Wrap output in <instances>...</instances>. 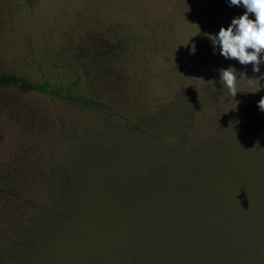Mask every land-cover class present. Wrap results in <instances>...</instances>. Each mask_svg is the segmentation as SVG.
I'll list each match as a JSON object with an SVG mask.
<instances>
[{"label": "trees", "instance_id": "trees-1", "mask_svg": "<svg viewBox=\"0 0 264 264\" xmlns=\"http://www.w3.org/2000/svg\"><path fill=\"white\" fill-rule=\"evenodd\" d=\"M125 32L129 42L141 41ZM161 47L133 49L149 65ZM35 48L25 73H0V88H13L22 121L29 123L32 111L19 99L30 92L37 102L102 112L90 126L120 130L89 135L83 146L74 138L69 155L51 141L37 165L26 161L25 145L0 146V264H264L263 87L242 104L239 125L203 138L197 154L177 129L176 113L168 122L158 112H123L88 83L79 58L58 45ZM6 94L0 92V137L7 135L2 121L14 114ZM169 149L182 152L169 158ZM34 217L37 229L28 231Z\"/></svg>", "mask_w": 264, "mask_h": 264}, {"label": "rangeland", "instance_id": "rangeland-1", "mask_svg": "<svg viewBox=\"0 0 264 264\" xmlns=\"http://www.w3.org/2000/svg\"><path fill=\"white\" fill-rule=\"evenodd\" d=\"M243 11L228 6L226 0H30L27 5L22 0H0V73L23 74L32 63L35 46L52 49L58 45L67 56L79 58L86 80L105 102L114 101L123 106V112L137 117L158 112L168 121L176 113L177 129L189 136L199 154L211 133L221 137L230 126L239 125L244 115L242 104L264 88V63L259 72H253L251 63L241 65L235 59H225L218 49L213 54L208 38ZM125 28L140 34L141 41L129 42ZM130 44L132 48H128ZM147 45L162 46L154 51L158 55H152L154 61L149 65L143 64L133 49ZM22 55L28 56V61ZM229 65L239 75L235 96L219 80L220 70ZM2 91L12 101L14 114L2 121L7 135L0 137V146L9 144L15 151L17 142L25 145L30 150L28 164L37 165V156L43 159L50 154L51 141H57L61 152L63 149L69 155L68 145L74 138L83 146L79 142L87 141L89 135L120 130L102 122L90 126L101 121L102 112L86 115L48 99L37 102L30 92L19 99L32 111L25 123L23 110L13 111L17 106L13 88L2 86ZM125 102L135 107L126 109ZM42 113L53 122H45ZM16 132L19 134L8 140V134ZM178 151L169 149L167 156L175 158ZM26 229H37L35 217Z\"/></svg>", "mask_w": 264, "mask_h": 264}, {"label": "clouds", "instance_id": "clouds-1", "mask_svg": "<svg viewBox=\"0 0 264 264\" xmlns=\"http://www.w3.org/2000/svg\"><path fill=\"white\" fill-rule=\"evenodd\" d=\"M228 6L242 7L244 11L233 16L225 27L220 26L215 34L208 38L219 55L225 59H235L239 64L251 63L252 71L259 72L264 63V0H226ZM254 18H250V15ZM239 79L234 67L222 68L219 80L228 93L235 96L236 82ZM258 108L264 111V97L257 101Z\"/></svg>", "mask_w": 264, "mask_h": 264}]
</instances>
